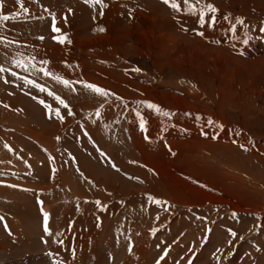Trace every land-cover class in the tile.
<instances>
[{"label":"rangeland","instance_id":"obj_1","mask_svg":"<svg viewBox=\"0 0 264 264\" xmlns=\"http://www.w3.org/2000/svg\"><path fill=\"white\" fill-rule=\"evenodd\" d=\"M103 2L0 0V264H126L136 237L150 264H264V0L203 27L183 0Z\"/></svg>","mask_w":264,"mask_h":264},{"label":"snow or ice","instance_id":"obj_2","mask_svg":"<svg viewBox=\"0 0 264 264\" xmlns=\"http://www.w3.org/2000/svg\"><path fill=\"white\" fill-rule=\"evenodd\" d=\"M86 3H88L91 6H95V5H99L101 12L100 15L103 16V9L106 7V5L104 4L103 0H85ZM162 3H164L165 5H168L174 12H180L181 11V6L180 4L177 3V0H162ZM183 5H184V10L192 16H197L198 15V21L201 24V26L203 27L204 22H205V17L207 14L211 13V17H210V23L214 24L215 23V14L218 12V9L211 3H205L204 0H195V4L191 3L190 0H183ZM196 5H200V7H197ZM21 7H23V5L21 4ZM227 18V17H226ZM9 17L8 16H0V20H8ZM236 23L243 25L244 24V20L241 18H237L236 19ZM100 32H104L105 29L100 27L97 29ZM52 31L54 33H57L58 35L54 37L55 40H57L58 43H65L66 41V37L60 33V29L56 26L55 23V18H53V23H52ZM198 35H203V33H197ZM44 63H47V61H45ZM17 67H23L22 64L18 63ZM5 71L4 69H0V72ZM25 71H27V69H25ZM41 71L44 72V75L47 76L49 75V73L47 71H45L44 69H41ZM138 71V69H137ZM13 76H16V73L13 72L12 73ZM57 82L63 83L65 85V87H69L72 82L67 81V80H63L61 77L56 76L54 77ZM17 79H24L23 77H17ZM24 82L30 85L35 86V82L34 81H30V80H26L24 79ZM82 86L84 88H86L87 90L92 91L93 93L103 96V97H108L109 95H112L110 92H108L105 89H102L100 87H98L97 85L94 84H90L87 82H83ZM40 91H44V89L41 87L39 89ZM59 99V98H57ZM119 99V98H118ZM61 104H64V102L62 100L59 101ZM138 105H141L153 112H155L158 115H162L165 117H171L172 115H174L173 113H170L168 111L163 110L160 106L151 103V102H147V101H138L137 102ZM5 107H7V105H5ZM47 107V106H46ZM64 107H67V105L65 104ZM71 114V113H69ZM97 115H99V113H97ZM185 115H190L189 113H185ZM56 116L58 118H60V114L59 112L56 113ZM136 118L139 120L140 122V127L142 131H146V120L143 116H141L139 111H136ZM196 119H202L201 117L197 116ZM208 123L210 125L215 124V121L211 120V118H208ZM218 127H220L222 129V125H218ZM239 133H237L238 135ZM215 138V137H214ZM145 139H148V137L146 136ZM5 147H8L7 145H5ZM243 147V146H242ZM9 151H11V149L9 148ZM101 155H104L103 153H101ZM114 166V165H113ZM55 169H53V173H55ZM117 171H119V169H117ZM130 179H132V177H129ZM148 199L150 201H154V198L149 196ZM159 203V202H157ZM98 206H99V202H97ZM233 217L236 216L235 213L232 214ZM4 220L3 217H0V223H2ZM43 230L47 235H52V233L49 231V216L48 213L43 212ZM229 234L230 236L235 239L237 237V233L233 232L232 230L229 229ZM56 235H61L60 233H56ZM229 243L231 244V240L229 241ZM168 253L165 252L164 256H166ZM164 256H161L160 259L163 260ZM157 264H159V261L157 262ZM190 264V262H189Z\"/></svg>","mask_w":264,"mask_h":264},{"label":"bare ground","instance_id":"obj_3","mask_svg":"<svg viewBox=\"0 0 264 264\" xmlns=\"http://www.w3.org/2000/svg\"><path fill=\"white\" fill-rule=\"evenodd\" d=\"M148 1L150 2V0H148ZM219 1H221V0H204L205 3L210 2L217 9H228V11L229 10L233 11V9H234V10H240V12H243V10H245V8H246V6H244L242 4L241 0H224L222 2H219ZM93 239L96 240L94 237H93ZM103 239H104V237H103ZM89 240L91 241V239H89ZM92 245H89V246H92ZM150 245H151L150 237H138V238L136 237L133 241V245H131L132 249L125 252V253H127L124 257L126 259L125 260L126 264H150V262H151L150 259L152 258V252L150 251V248H149ZM111 246H112V244H111ZM87 250H88V248H87ZM41 258L42 257L40 256V258L39 257H33L30 259L28 258L27 260L25 259L23 261L20 259L19 260H13L12 262L11 261H5L3 264H48L47 261L41 262ZM46 260L54 261L53 258L52 259H46ZM53 263H55V262H53Z\"/></svg>","mask_w":264,"mask_h":264}]
</instances>
